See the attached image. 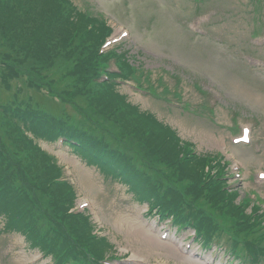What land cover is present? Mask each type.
<instances>
[{"label":"rangeland","instance_id":"obj_1","mask_svg":"<svg viewBox=\"0 0 264 264\" xmlns=\"http://www.w3.org/2000/svg\"><path fill=\"white\" fill-rule=\"evenodd\" d=\"M13 1L28 12L21 16L24 25L29 22L33 28L37 20L40 28L43 29L42 25H45V31L42 33L54 34L53 37L49 33L40 35L37 39H32L30 45L28 42L21 43L30 36H26L27 33L22 31H14L18 25L14 21L16 12L11 11L9 7H0V25L9 24L12 26V32L18 35V48L11 52L10 56H13L14 60H28L34 72L39 69L46 70L50 64L57 66L56 70L68 68L69 58L62 52L64 40L57 41L61 34L60 29L64 27H56L49 12L52 0ZM73 2L82 9L90 8L97 15L104 14L115 30L118 27L129 28L131 33L122 43V49L128 50L129 55H134L137 65L140 64L142 69L152 73L154 80L163 79L171 88L172 94L177 91L182 94L184 102L187 101L199 109L201 116L198 117L186 114L181 106L168 109L166 105L173 106L174 94L168 96L172 103L166 104L165 101L159 102L153 95L132 91L130 88L128 90L127 86L121 87V91L128 93L134 103L143 109L154 110L158 117L169 122L174 128L177 127L181 138L193 140L200 161H207L213 151L229 150L228 134L229 127L232 126L233 110L240 113V124L252 125V144H260L264 150V43L261 46L263 50L258 53L260 55L254 53L257 59L254 60L253 68L244 57L249 55L246 52L250 48L249 44L255 45L258 43L257 39L262 41L263 38L264 41V32L260 38L251 37L258 29L264 30V0L258 2V11L254 0ZM77 13L79 14V11ZM73 19L68 23L69 30L82 21L76 13ZM175 23L184 26L181 33L176 30ZM2 33L0 29V42L5 39L4 36L2 38ZM182 43L184 47H180ZM206 92L209 94L205 95ZM210 100H215L216 103L212 116L208 112L205 114L202 104L210 107ZM69 110L73 111L71 108ZM41 145L50 153L58 155L62 163L68 166V177L75 183L76 188L84 190L88 197L94 199V209L92 206L90 210L95 213V217L98 214L97 218L103 221L106 229L104 232L118 245L115 246L118 254L122 251L121 246H127L132 252L140 251L142 256L164 264H191L181 261L175 252L161 246L152 247L147 251L145 243L127 231V222L122 217L128 210L134 209L137 212L146 206L133 200L127 187L114 181L104 182L103 176L95 168L87 167L78 159L74 161L66 145L49 144L45 141H42ZM63 152L67 155H62ZM240 153L242 155L238 158H247L253 165L245 162L246 173H251L250 169L259 170L260 166H264L263 155L252 158L241 150ZM245 181L242 195L254 189L260 191L264 197V183L256 180L255 176L248 179V175ZM123 198H129L130 203L121 206ZM2 223L0 217V264H51L50 258L33 263L39 255V250L29 248L24 236L16 232L2 231Z\"/></svg>","mask_w":264,"mask_h":264},{"label":"trees","instance_id":"obj_2","mask_svg":"<svg viewBox=\"0 0 264 264\" xmlns=\"http://www.w3.org/2000/svg\"><path fill=\"white\" fill-rule=\"evenodd\" d=\"M15 22H17L18 25H16V28L14 29H17V30H14V31H18V33H20V31L24 32V33H27L26 36H30V38H26L25 41L21 42V43H25V42H28V44L30 45L31 43V40L32 39H37V37H39L40 35H44V34H50L51 37H53V32H46V33H42V31L44 32L45 30V25H42L43 26V29L39 27L38 24V21L36 26L34 25L33 28L30 26L29 22H26L25 25L23 22H21V16L17 15V19L15 20ZM62 27V29H60L61 31V34H59V37L57 39V41H59V39H62L64 41L68 40V38L71 36L72 33H74V29L75 27H73L71 30L68 29V23L67 22H64L62 24H60ZM0 29L3 31L2 34L5 35V39H3V41L0 42V52H4V53H8L9 51H12L14 52L17 48H18V42H17V37L18 35H16L15 33L12 32V26H10L9 24H5V23H2V25L0 26ZM34 29H36V32H34ZM8 38V39H7ZM7 39V40H6ZM20 43V45H21ZM51 43H53V38L51 39ZM3 46H6L4 48H8V50H5L3 48ZM10 47V48H9ZM67 49V46L66 44H64L63 46V49L62 51H66ZM4 69L0 66V74L2 75ZM9 72V71H7ZM12 72H16L14 68H12ZM17 73H20L19 71ZM73 77H74V81H75V74H72ZM72 75H69L70 78L72 77ZM166 146L169 147V148H173L174 147V144L173 142H167L166 143ZM19 148H21L20 146L17 147L15 149L14 154H18L19 153ZM8 152H11L12 153V150H8ZM20 182L19 178L17 179H14V183L18 184Z\"/></svg>","mask_w":264,"mask_h":264},{"label":"bare ground","instance_id":"obj_3","mask_svg":"<svg viewBox=\"0 0 264 264\" xmlns=\"http://www.w3.org/2000/svg\"><path fill=\"white\" fill-rule=\"evenodd\" d=\"M125 220H127V231L129 233H131L134 237H136L138 240H141L142 242L145 243L146 246V250L148 251V249L152 248V247H164L168 250H171L173 252H179V247L176 243L170 241V243L158 240L157 237L154 234H151L150 232H146V230H144V228H142L140 226V224L138 222H134L133 220L129 219V218H124ZM123 219V220H124ZM135 251V250H134ZM135 257H137V253H139L140 255H142V253L140 251H135ZM184 259L188 262H191L192 264H203L202 262L198 261V260H194L191 259V257L189 255L185 256L182 255L180 257V259Z\"/></svg>","mask_w":264,"mask_h":264}]
</instances>
